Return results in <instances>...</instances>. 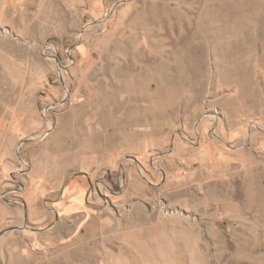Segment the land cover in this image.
Instances as JSON below:
<instances>
[{
    "label": "rangeland",
    "instance_id": "obj_1",
    "mask_svg": "<svg viewBox=\"0 0 264 264\" xmlns=\"http://www.w3.org/2000/svg\"><path fill=\"white\" fill-rule=\"evenodd\" d=\"M0 264H264V0H0Z\"/></svg>",
    "mask_w": 264,
    "mask_h": 264
},
{
    "label": "crops",
    "instance_id": "obj_2",
    "mask_svg": "<svg viewBox=\"0 0 264 264\" xmlns=\"http://www.w3.org/2000/svg\"><path fill=\"white\" fill-rule=\"evenodd\" d=\"M75 203H76L77 206L80 205V203H79L78 201L75 202ZM127 233H128V232H126V231L123 232V234H122V235H123V238H125V236H127Z\"/></svg>",
    "mask_w": 264,
    "mask_h": 264
}]
</instances>
